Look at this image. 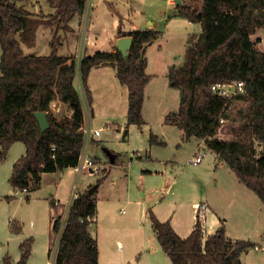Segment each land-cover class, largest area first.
Here are the masks:
<instances>
[{
    "label": "trees",
    "instance_id": "1",
    "mask_svg": "<svg viewBox=\"0 0 264 264\" xmlns=\"http://www.w3.org/2000/svg\"><path fill=\"white\" fill-rule=\"evenodd\" d=\"M22 1L0 0V163L13 144L22 143L25 153L13 164L9 184L13 190L30 192L39 188L43 174L77 164L84 144L80 131L83 109L74 85L76 64L58 54L59 36L53 35L46 56L27 55L22 46H34L41 25L72 32L68 23L83 14L87 0H48L54 9L49 20L28 11L19 4ZM178 8V16L198 24L200 31L189 36L184 62L168 69V86L179 92V105L176 112L166 116L165 123L182 130L184 140L204 139L207 151L223 161L264 206V52L251 40L257 30L264 29V0H183ZM117 34L131 37L128 54L116 51L85 56L79 66L80 79L89 102L85 84L88 73L109 62L128 90L127 125L141 127L144 91L150 80L145 72V49L162 32L124 33L118 28ZM223 82L244 83L246 93L237 100L248 103L246 121L232 130L233 140H208L219 127L225 104L212 95L210 86ZM55 101L70 115L55 116L51 111ZM36 112H45L49 122L42 133ZM156 138L150 133L149 144L163 146ZM107 176L96 180L93 193L88 192L93 185L80 192L64 225L58 217L53 219V232L63 226L54 264H100L96 193ZM148 218L171 264H242V253L254 247L249 241L228 239L223 225L203 239L202 221L197 216L185 238L177 235L169 221H159L151 211ZM32 243L31 238L22 241L19 259L5 255L1 264H27Z\"/></svg>",
    "mask_w": 264,
    "mask_h": 264
},
{
    "label": "rangeland",
    "instance_id": "2",
    "mask_svg": "<svg viewBox=\"0 0 264 264\" xmlns=\"http://www.w3.org/2000/svg\"><path fill=\"white\" fill-rule=\"evenodd\" d=\"M108 1L112 3V8H110ZM19 4L34 12L35 15L43 16L45 20H49L54 13L53 11L52 14L48 13L46 0H24ZM93 5V10H90V12L92 13L94 27L90 28V32L96 29L98 33L110 30L111 17L117 15V12L129 13L131 19L138 17L139 12L137 11L143 14L146 13V15H142V18L139 15L137 19L144 23L148 15H152L149 17L150 19H160L157 6L164 7L163 9L166 11L173 9V7L167 6L166 0H94ZM71 25L78 30L79 21L77 17L73 18ZM55 28V26H40L36 31L34 46L31 48L23 47L24 53L36 56L48 55L50 52L48 42L55 34L60 38L59 46L65 45V40L70 35L65 38L67 33ZM168 40L169 43L164 39L162 46L165 48L169 45L172 49V52L169 51V53L175 58V63L182 64L185 57L182 42H179L180 38L176 37ZM251 40L255 47L264 52V29L257 30L251 36ZM100 48L103 51H108L109 46L105 44L101 45ZM93 78L95 79V77ZM77 81V83L74 82L75 88L77 87L81 96V92L83 93L85 101L83 99L82 102L84 110L86 109L85 117L87 118L89 117L87 111L90 110V105L85 96L80 76ZM99 81L97 78L96 86H99L98 90L101 91L99 101L100 105L106 109V104L110 101L111 96L108 87H113V84L107 86V92L109 93L103 96L102 83L99 84ZM172 90L174 95L169 96L168 108L163 113L157 103L148 105L146 128L137 129L133 127L129 130V127H124L123 119L126 111L124 101L126 100L123 98L122 101L119 93L114 94L116 98L113 101L114 106L108 108L110 111L108 113L113 118L103 110L94 116L92 121L93 127L101 129V135L99 141L91 144L89 152L91 151L90 153L101 161L102 167L96 176L82 174L78 181V190L81 192L89 182H91L89 185H94L95 180L108 173L97 193V238L101 247L114 256L112 260L115 264L122 263L121 256L129 259V255L133 253L132 251L137 245L138 247H145L149 251L153 245L158 246L149 219L140 214L143 208H146L147 212L150 210L153 213L157 212L159 215L167 217V219L176 211L174 219L179 224V228L187 230L193 221L191 219L193 202L202 204L208 200L211 204L213 201L218 200L223 203L224 207H231V213L241 211L246 218L252 217V225L249 227L256 232L253 235L256 236L260 227L264 226V208L260 205L261 202L255 193L249 191L259 202L257 208L252 205L257 203L253 197L248 199L242 198L237 193L235 195L228 194L226 191H221L220 185L214 184V178L209 181L203 179V176L208 175V172L213 171L215 167L216 163H212L215 158L214 153L206 151V155L200 164H191L189 160L197 153L201 139L196 140L194 138L186 142L182 140V132L178 128L164 125L166 116L173 113L172 111L176 112L179 105V92L175 89ZM247 108L248 103L241 101L233 105L232 111L227 115L228 122L222 130L224 133L223 139H234L232 130L245 123V115L248 113ZM66 113L67 110L64 105L61 106L59 113L53 112L58 118L64 117ZM106 123L109 125H106ZM150 133L159 136V139H162L166 144L165 146L161 145L153 148L151 154L154 159L158 160L148 161L145 157L142 159L135 157L131 160L134 151H141L143 156L145 155L144 150L148 148ZM13 145L9 149L6 159L0 163V264L5 255L17 261L21 254L19 243L28 238H31L33 243L27 264H47L48 261L56 258L58 240L66 219L65 203L69 198L75 175L71 168V170L64 171V173L59 172L55 176L43 174L40 187L34 192L28 193L29 198H26L27 194L25 192L18 190L16 193L9 184L13 164L20 157H16V148H20V145ZM104 149L119 153L115 164L109 162ZM260 149L258 146V150ZM15 157L16 159H14ZM12 159L14 160L12 161ZM161 160L166 161L165 165L158 163ZM163 166H166V170ZM145 167H148L152 174H144L143 169ZM52 195L61 201L55 212L48 201ZM243 200L252 205L253 211L245 210ZM56 217L59 218L62 224L59 232L52 231V221ZM10 220L13 221L14 226L19 228L13 229L14 226L11 225ZM225 224L231 233H241L239 237H252L249 230L244 235L242 232L244 229L240 231V225L233 218L227 220ZM256 239L258 238L256 237ZM118 241L122 244V250L118 249ZM161 256L169 262L167 256V258L164 255ZM143 258L144 262L148 261L147 256L143 255ZM244 260H246V264H264V251L255 252L251 250L245 255ZM158 261L161 263V260Z\"/></svg>",
    "mask_w": 264,
    "mask_h": 264
},
{
    "label": "crops",
    "instance_id": "3",
    "mask_svg": "<svg viewBox=\"0 0 264 264\" xmlns=\"http://www.w3.org/2000/svg\"><path fill=\"white\" fill-rule=\"evenodd\" d=\"M92 2H93L92 6H94L93 5L94 0H92ZM166 2H167V6H169L171 8L173 7V9L166 11L163 9L164 7L157 6V8L160 12V19L159 20L150 19L149 17H151L152 15H148L146 17L145 22L142 23L141 20H137V19L139 18V15L142 18V15H146V13L143 14L142 12L137 11V12H139L138 17L131 19V16L129 13L123 14L122 12H117V15H113L111 17V28H110V30L108 29V31H103L101 33H98V31H96V29L93 32H90V28L94 27V24L92 22V16H91L92 13L90 12V10H93L92 6H91L87 16L84 15V12L82 14L83 16L82 15L81 16H78V15L75 16L78 18V21H79L78 30L73 28L71 25V22L73 19H71L69 21L68 26L72 29V32L66 34L65 38H67V35H70V37L65 40L66 41L65 45H62V46L60 45L58 47V54L60 56H63V57L71 58L75 61V64H76V74H75V80H74L75 83L78 82L77 79L80 76L79 75L80 73H79V70L77 69V66L81 62V60L84 58V56L93 55L96 52H112V53H114L116 51H119L117 48V42L120 38H123V37L118 36V34H117L118 28L124 33L130 32V31H144V30H149V29L162 32L161 36L159 38L155 39L145 49L146 50L145 51V58L147 61L145 72L147 75L150 76V80H149L148 84L146 85L145 91H144L145 98H144L143 107H142V116L144 119V125H142L141 127H137L135 125H127V117H126L127 109H128V90H127V87L122 85L119 82L115 68H113L109 62H106V63L100 64L98 66L91 68V70L88 73L86 83H85L86 88L89 91L90 96H91L90 101L88 102L90 105V110H89L90 120H89V122H90V125L93 129H99V128H95L92 126V121L94 120V116H96L98 113H101L103 110H105L107 112L108 116L113 118V116L108 113V112H110L108 108L114 106V102H113L114 98H115L114 94L119 93L122 97V101H123V98L126 100V101H124V104H126V111H125V117L123 119V122L125 125L124 127H126V128L129 127V130L133 127L137 128V129H142V127L146 128L147 109H148V105H150L151 103H157V105L160 107V111L162 113L166 108H168L167 105H168V100L170 99L169 96L174 95V94H172L173 90L171 88H169V86H168L167 72H168L169 67L180 66L181 64L175 63V58L172 57V55L170 54L172 52L171 47H169V45H167L164 48L162 46V41L165 39V41L168 42L169 41L168 39H172V38L175 39L176 37H179L180 38L179 42H182V47H183L182 50H184V54H185V50L187 47V42H188L189 36H191L194 33H198L200 31V27L198 24L190 23L186 19L177 16L178 11H179L178 5L182 4L183 0H176L175 4H173L170 0H166ZM46 3H47V7H48L47 8L48 13H51L52 11L54 12V9L49 6L48 0H46ZM108 4H109L110 8H112V3L110 1H108ZM27 10L30 11L29 9H27ZM30 12L34 14V12H32V11H30ZM80 17H82V18L80 19ZM182 23H183V26H182ZM41 26L43 27L44 25H41ZM177 26H178V28H177ZM37 31H38V29H37ZM107 35H109V37H107ZM125 37H129V36H125ZM50 40H49V42H50ZM49 42H48V44H49ZM105 44H108V46H109L108 51H103L100 48L101 45H105ZM23 47L28 48L26 46H22V49H23ZM70 47H71V49H70ZM169 51H170V53H169ZM27 55H30V54H27ZM46 55H44V56H46ZM93 77H95V79ZM97 78L100 80L99 84L102 83L101 90H102V93H104V94H102L103 96H105L107 93H109L111 91L110 92L111 96L109 99L110 101L106 104L107 105L106 109L100 105L99 94L101 93V91L98 90L99 86H96L97 85ZM75 83H74V85H75ZM109 84H111V85L113 84V87H108L109 92H107V86ZM76 89H77V87H76ZM172 112H174V111H172ZM106 125H109V124L106 123ZM164 125H166L168 127H172V128H177L175 126H172V125L165 123V121H164ZM99 130H100V135H101V129H99ZM180 131L182 132V140H184L183 139L184 138L183 131L182 130H180ZM125 133H127V132H125ZM153 135H155L157 137L156 139L158 142H163V145L164 146L166 145L162 139H159V136H157L156 134H153ZM99 136L95 137L91 140V143L88 146V151H89V148H91L92 143L94 144L95 142L99 141L98 140ZM117 136H119V134H117ZM192 139H194V138H191L189 140H184V141L187 142V141H190ZM14 145H20V148H16L17 149L16 150V152H17L16 157H18V156L21 157L22 155H24V153H25L24 145L22 143H15ZM157 146L159 147L161 145H150L149 140H148V148H146V150H144L145 155L143 156V153L141 151H137L140 153L139 159H142L145 157V159H147L148 161L158 160V159H154L153 155L151 154L153 148L157 147ZM104 151L106 153H110L112 155V158L114 160L113 163L110 162V158L106 154L109 162L111 164H115L118 160L119 153L111 152V151H108L106 149H104ZM18 152H19V154H18ZM133 153H136V151H134ZM92 156L96 157L95 155H92ZM16 157L14 159H16ZM14 159H12V161ZM18 159H16V160H18ZM130 159L133 160L134 157H132ZM165 162L166 161L161 160L158 163L165 165ZM212 163H216L213 171L208 172V175H204L203 179L205 178L209 181L211 178L212 179L214 178V184L220 185L219 187H221V191H226L228 194L235 195V193H237L242 198H248V199H251L253 197V199H255V201L257 203L252 204V205H255V208L259 207V202L256 200V198L254 196H252L251 192H249L251 190L247 189L243 184H241L239 182V180L235 177L234 173L225 165V163L223 161L219 160L217 158V156L215 155L214 162L212 161ZM163 168H164V170H166V166H163ZM69 170H71V169L68 168V169H65L62 171H57L55 173L48 174V175L55 176L59 172L64 173V171H69ZM143 173L144 174H152L151 171L148 169V167H145L143 169ZM89 184H91V182L86 184L85 187L81 190V192L85 191L87 189V187L90 186ZM99 187H100V185H99ZM13 191L17 193V190H13ZM34 191L25 192V194H27L26 197L29 198L28 193H31ZM164 191H168V190H164ZM97 193H98V189H97ZM97 193H96V197H97ZM48 201L50 203L51 208L55 212L59 202H61V201H59V199L54 198V195L50 196V199ZM97 202H98V197H97ZM243 202L245 204L244 205L245 210L249 209L250 211H253V208L251 207L252 205H250L245 200H243ZM123 203H125V202H123ZM203 203L207 204V206H208V211L206 212L204 218L202 219L203 239L207 238L208 236L213 235L216 232V230L221 225H223L225 228V235L228 239L233 240V241L244 240V241H249V242L254 244L253 248H250L246 252L242 253V255L240 256L242 264H246V260H244L245 255L248 252H250L251 250H254L255 252L264 251V226L260 227V230L257 232V234L255 236L253 234H255L256 232L253 229L251 230L249 227L250 225H252V221H251L252 217H249L250 219L246 218L245 215L241 211H236L234 213H231L232 208L231 207H224V205H222L223 203H221L218 200L213 201L211 204L208 200L206 202H203ZM125 204L128 205L127 203H125ZM198 204L199 203H197V202L192 203V218L191 219L193 221H192V223H190L187 230L179 228V224L174 219L176 211L173 213V215L169 219H167V217H165V216L159 215L157 212H155V213L152 212V213L161 222L169 221L172 228L177 233V235L182 237V238H185L189 235V233L192 231V228L194 226V223L196 220L195 212H196V207ZM260 205H262V203ZM262 207L264 208L263 205H262ZM140 214H141V216L148 218V212H147L146 208H143L140 211ZM231 218L237 220V223L240 225V231H242L244 229L242 231L244 235L246 234L247 230H249L251 232L250 236H252V237H249V236L248 237H239L241 233H239V234L231 233L228 230L227 225L225 224V222H227V220H229ZM247 219H249V220H247ZM96 220H97V216H96ZM9 222L11 223L13 221L10 220ZM240 223H243V224H240ZM149 224L151 227L150 220H149ZM151 229H152V227H151ZM152 233L155 237L153 230H152ZM256 237L258 239H256ZM97 242H98V250H99V263L100 264H115L114 261L112 260V258L114 256L110 255V253H108L105 249H103L101 247V244L98 241V238H97ZM118 244H119L118 249L122 250L123 247H122V244L120 243V241H118ZM139 247H138V245L136 247H134V249L132 251L133 253H131L129 255V259H125L123 256H121V262H122L121 264H123V262H125L124 264H165V263L171 264L169 258H168L169 262H167V260L164 259L163 256H161V255H164L165 258H167L166 255L161 250L159 244H158V246L153 245L151 247V250H150L151 252L149 250L145 249V247H140V248ZM31 250H32V248H31ZM160 251H162V252H160ZM150 253H152V254H150ZM159 253H161V254H159ZM143 255L148 257V261L144 262ZM158 260H161V263Z\"/></svg>",
    "mask_w": 264,
    "mask_h": 264
},
{
    "label": "built area",
    "instance_id": "4",
    "mask_svg": "<svg viewBox=\"0 0 264 264\" xmlns=\"http://www.w3.org/2000/svg\"><path fill=\"white\" fill-rule=\"evenodd\" d=\"M173 4H175L176 0H170ZM92 6V0H87L85 3L84 8V15L87 16L90 8ZM80 63L77 66V69L79 70ZM210 90L213 96H216L217 98L223 99L225 101L224 108L221 112V115H219V127L216 129V133L214 136L209 137L208 140L211 139H218V140H225L223 139V128L225 124L228 122V113L232 111L233 105L237 104L239 100V96L244 95L246 93L244 83H235V82H223V83H215L210 86ZM81 103H82V109H83V122L80 127V131L83 134L84 137V144L83 147L79 153L77 164L72 167L71 169L74 172L75 180L71 186L69 198L65 203L66 206V216L67 219L69 209L75 199L78 198L80 192L78 190V181L82 174L88 175V176H96L101 171L102 163L99 159L92 156L88 151V146L91 143V140L95 137H98L100 135L99 129H93L90 125V114L89 117H85V110H84V104H83V93L81 92L82 96L80 95V92L78 91ZM85 101V99H84ZM58 103V104H57ZM62 104L59 102H54L51 105V111L54 113H59V110L61 108ZM89 112V111H87ZM222 114H225L223 116ZM66 115H70L68 112ZM203 146V148H202ZM206 146L204 139H201L199 141V147L197 150V153L189 160L191 164L198 165L202 162L203 158L206 155ZM132 157L140 158V153L136 152L133 153ZM132 160V159H131ZM22 192H26L23 190ZM208 211V206L205 203L199 204L196 207V216L202 221L204 218L206 212ZM65 219V221H66ZM53 258V257H52ZM47 264H54L53 260L47 262Z\"/></svg>",
    "mask_w": 264,
    "mask_h": 264
},
{
    "label": "water",
    "instance_id": "5",
    "mask_svg": "<svg viewBox=\"0 0 264 264\" xmlns=\"http://www.w3.org/2000/svg\"><path fill=\"white\" fill-rule=\"evenodd\" d=\"M131 41L132 40L130 37H123V38H120L118 40L117 48L123 54V56H126L128 54V50L131 46ZM34 116L36 117V119L38 121L39 130L41 133L49 128V122L47 120V116H46L45 112H36V113H34ZM106 154L110 158V162L113 163L114 160L112 158V155L110 153H106ZM97 186H98L97 184H94L91 188L88 189V192L93 193L94 190L97 188Z\"/></svg>",
    "mask_w": 264,
    "mask_h": 264
}]
</instances>
